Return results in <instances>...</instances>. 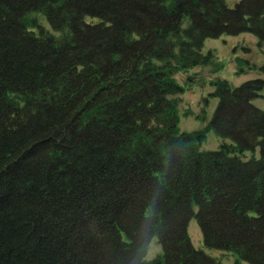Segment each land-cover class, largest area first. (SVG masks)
Masks as SVG:
<instances>
[{
  "label": "trees",
  "instance_id": "1",
  "mask_svg": "<svg viewBox=\"0 0 264 264\" xmlns=\"http://www.w3.org/2000/svg\"><path fill=\"white\" fill-rule=\"evenodd\" d=\"M244 32L264 42V0H0V264H221L192 217L264 264V81L213 83L229 143L178 128L176 71Z\"/></svg>",
  "mask_w": 264,
  "mask_h": 264
},
{
  "label": "rangeland",
  "instance_id": "2",
  "mask_svg": "<svg viewBox=\"0 0 264 264\" xmlns=\"http://www.w3.org/2000/svg\"><path fill=\"white\" fill-rule=\"evenodd\" d=\"M235 1L237 0H227L229 4ZM43 20V24L48 26L45 19ZM202 51L210 52V62L178 70L174 74L175 80L183 88L177 102L178 128L187 132L205 131L200 150H216L222 143H229L230 140L209 128L218 101L210 95L214 89L213 83L218 79H224L231 86H237L251 79L264 81V42L260 43L257 37L247 32L237 35L222 34L216 38H207ZM252 102L264 111V85ZM187 233L196 249L202 250L221 264H236V254L204 245L195 217L189 220ZM162 254V247L157 237L153 236L147 246L145 259L151 260ZM240 264L248 263L241 261Z\"/></svg>",
  "mask_w": 264,
  "mask_h": 264
},
{
  "label": "clouds",
  "instance_id": "3",
  "mask_svg": "<svg viewBox=\"0 0 264 264\" xmlns=\"http://www.w3.org/2000/svg\"><path fill=\"white\" fill-rule=\"evenodd\" d=\"M154 258V257H153Z\"/></svg>",
  "mask_w": 264,
  "mask_h": 264
}]
</instances>
